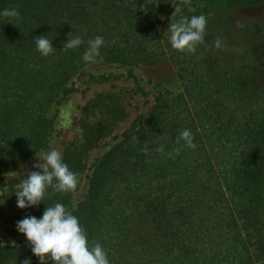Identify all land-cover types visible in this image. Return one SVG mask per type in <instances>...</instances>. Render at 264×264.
Masks as SVG:
<instances>
[{"label":"trees","instance_id":"obj_1","mask_svg":"<svg viewBox=\"0 0 264 264\" xmlns=\"http://www.w3.org/2000/svg\"><path fill=\"white\" fill-rule=\"evenodd\" d=\"M262 5L264 0H0V10L20 12L19 19L0 17V168H18L45 145L50 108L87 64L170 63L182 79L178 91L158 90L147 115L137 116L96 160L72 210L89 151L116 123L110 118L115 105L88 101L80 140L61 151L78 174L76 190L48 189L39 205L18 207V216L39 218L46 207L65 204L89 244L101 243L110 264H264V26L242 19ZM201 14L207 18L204 43L191 54L173 50L170 23ZM41 35L52 39L54 56L36 51ZM74 36L84 44L63 50ZM96 36L104 39L100 57L85 62L87 42ZM217 38L221 48L214 47ZM95 111L106 117L88 123ZM184 129L192 133L194 149L177 143ZM26 175L8 187L11 209L15 184ZM26 259L40 264L26 239L0 241V264Z\"/></svg>","mask_w":264,"mask_h":264},{"label":"clouds","instance_id":"obj_2","mask_svg":"<svg viewBox=\"0 0 264 264\" xmlns=\"http://www.w3.org/2000/svg\"><path fill=\"white\" fill-rule=\"evenodd\" d=\"M0 17L19 19L20 12L5 8L0 10ZM207 18L205 15L182 16L176 22H171L168 30L169 44L173 50L195 53L197 46L204 43ZM52 39L45 35L35 37L36 51L41 57L54 56L56 49L52 46ZM84 40L80 36L67 38L63 50L80 47ZM104 44L101 36H96L87 42L82 56L85 62H96L100 57V49ZM214 47L221 48L220 38L214 42ZM60 126L68 127L71 124V106L61 109ZM193 136L189 129L180 132L177 143L184 142V146L194 149ZM163 151V147L160 148ZM39 161L33 167L39 171H31L15 184L16 205L23 209L34 207L43 202L48 189L54 192L67 193L75 191L78 185V174L72 171L64 161L63 153L55 148L37 155ZM42 161V162H40ZM15 172L7 173L14 179ZM73 202L71 209L77 207ZM65 204L57 202L48 206L42 215L37 218L28 215L16 221L15 227L22 233L31 246V252L38 257L40 264H110L108 254L96 242L90 245L86 230L80 224L79 218ZM3 242V241H2ZM23 264H30L25 260Z\"/></svg>","mask_w":264,"mask_h":264},{"label":"rangeland","instance_id":"obj_3","mask_svg":"<svg viewBox=\"0 0 264 264\" xmlns=\"http://www.w3.org/2000/svg\"><path fill=\"white\" fill-rule=\"evenodd\" d=\"M242 19L259 22L264 26V5L248 9ZM178 68L170 63L156 66H128L121 64L90 63L74 73L64 86L63 91L55 99L49 110L48 117L52 121L45 145L32 156L22 161L18 168H0V241L16 244L26 239L16 230V221L24 218L18 216V208L11 209V204L6 202L8 187L16 178H19L34 168V163L39 161L37 155L55 148L62 151L71 142L81 138L80 125L84 122L82 112L86 103L92 99H104V103L114 106L110 118L114 119L115 126L111 133L93 147L86 158V169L81 177V184L72 196V203L81 200L85 193L91 169L96 160L113 144L122 137V133L132 125L137 116H146L155 93L164 88L172 91L182 89V79L179 77ZM71 106V124L61 127L60 112ZM101 111L90 112L87 122L98 120ZM119 120H122L119 122ZM42 162V161H40ZM15 172L14 179L7 175Z\"/></svg>","mask_w":264,"mask_h":264}]
</instances>
